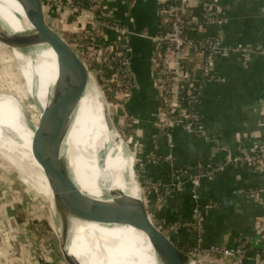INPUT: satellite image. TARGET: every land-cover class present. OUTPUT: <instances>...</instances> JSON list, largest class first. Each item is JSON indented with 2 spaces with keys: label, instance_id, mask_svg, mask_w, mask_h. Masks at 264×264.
Returning <instances> with one entry per match:
<instances>
[{
  "label": "crops",
  "instance_id": "crops-1",
  "mask_svg": "<svg viewBox=\"0 0 264 264\" xmlns=\"http://www.w3.org/2000/svg\"><path fill=\"white\" fill-rule=\"evenodd\" d=\"M114 1L117 19L128 31L134 77L132 95L120 107L119 123L126 128L125 120L131 119L125 132L138 157L137 166L143 167L140 170L144 177L163 180L173 170L191 168L200 162L220 165L225 150L243 156L264 149V54L253 53L244 65L235 53H230L215 61L217 78L204 85L196 106L204 134L196 136L175 126L170 138L158 139L155 151L157 156H171L172 160L150 159L146 150L157 119L158 94L157 77L151 67L154 45L149 37L160 26L158 0H135L131 4L126 0ZM217 2L227 20L219 29L225 45L234 48L242 44L264 50V0ZM44 14L49 25L64 37L78 28L77 22H68L69 15L63 9L52 8L51 22L45 8ZM107 33L110 40L115 39L113 31ZM190 58L195 63V56ZM256 182L264 183V171L227 167L213 180L203 179L198 188L184 181L179 193L160 192L164 195L161 201L156 191H146L145 202L151 218L164 224L181 218L191 220L195 206L213 203L214 207L203 215L204 246L234 248L243 241L248 254L242 264H264L259 255L264 248V190L251 194L250 185ZM14 206L18 208L15 200L0 193V264H63L59 248L56 251L47 237L48 241L41 240L26 220L19 222ZM171 239L184 248L194 243L195 235L182 232ZM204 260L207 264H231L228 259L214 255H207Z\"/></svg>",
  "mask_w": 264,
  "mask_h": 264
},
{
  "label": "built area",
  "instance_id": "built-area-1",
  "mask_svg": "<svg viewBox=\"0 0 264 264\" xmlns=\"http://www.w3.org/2000/svg\"><path fill=\"white\" fill-rule=\"evenodd\" d=\"M126 1L129 4L135 0ZM46 2L52 8L63 9L69 16H75L74 21L78 23V28L71 35L68 43L87 67L94 70L96 80L104 93L119 100L121 106L126 103L132 95L134 84L129 57L132 49L128 31L117 19L116 2L89 0L91 5L99 8L97 13L86 8L82 0H44V7ZM111 2H113L112 5H110ZM106 13L112 16L113 23L104 19ZM157 16L160 21L159 30L149 37L154 45L151 67L153 74L157 77L158 109L154 126L159 129L160 136L156 142L160 137L170 138L175 126H181L189 133L199 136L204 132L196 106L204 85L217 78L215 61L235 53L241 62L247 65L253 53L264 54V50L242 44L234 48L225 45L219 29L227 20L221 13L217 0H158ZM211 27L216 28L218 34L198 39L191 33L201 32ZM109 31H113L114 40L108 37ZM191 55L195 56V63L191 62ZM119 121H117V128L124 134L125 129L131 125V119L125 120L126 128L121 126ZM155 151L149 156L150 159H155L157 162L172 160L171 156H157ZM227 167H244L255 172H262L264 171V149L243 156H237L230 150H225L224 161L220 165L200 162L191 168L173 170L163 180L143 177L141 184L144 185L145 191H156L161 201L164 195L160 192L167 193L174 190L179 193L182 191L184 181L198 188L203 179L213 180ZM260 190L264 188L251 189L250 193ZM194 197L197 198L196 195ZM213 207V203L195 206L191 211L193 217L191 220L181 218L173 223L164 224L153 219V223L169 238L182 232L194 234V243L182 248L192 256L214 255L228 259L231 264H242L248 254V248L243 241H239L234 248L221 245L204 246L203 215L205 211ZM259 255L264 258V248L259 250Z\"/></svg>",
  "mask_w": 264,
  "mask_h": 264
},
{
  "label": "bare ground",
  "instance_id": "bare-ground-1",
  "mask_svg": "<svg viewBox=\"0 0 264 264\" xmlns=\"http://www.w3.org/2000/svg\"><path fill=\"white\" fill-rule=\"evenodd\" d=\"M29 30L31 25L19 3L16 0H0V31L13 35L25 34ZM32 50L36 59L43 62L44 70L40 71V76L23 53L15 51L13 54L29 91L41 109V122L40 125L30 122L0 95V154L8 157L20 173L31 179L35 190L41 189L52 199L51 190L37 163L35 143L40 137L47 149L62 156L69 154L67 149L70 144L67 142L66 148L61 143L55 128L49 89L57 77L55 54L50 48L42 46ZM99 103V92L91 80L79 110L83 114L75 119L68 138L77 135L76 156L67 158L70 164L64 174L72 185V197L64 204L65 217L71 228V253L82 264H159L142 233L130 227L110 224L104 217L105 207L110 204L129 210V195L137 197L138 189L135 187L130 191L125 187L122 175L126 170L134 185L131 162L122 160L121 150L117 155H111L107 144L110 135L102 116L94 119L88 115L89 109L94 107L97 111L99 107L100 112ZM77 168L82 172L84 186L76 179ZM171 246L168 245L169 249L182 260L181 251Z\"/></svg>",
  "mask_w": 264,
  "mask_h": 264
},
{
  "label": "water",
  "instance_id": "water-1",
  "mask_svg": "<svg viewBox=\"0 0 264 264\" xmlns=\"http://www.w3.org/2000/svg\"><path fill=\"white\" fill-rule=\"evenodd\" d=\"M16 1L21 6L26 19L31 25V30L25 34L13 35H6L0 31V46L12 53L14 51L23 53L26 58L30 59L31 67L39 73V76L42 74L40 71L44 70L42 67L43 62L36 59L32 48L42 46L43 48H50L54 52L57 77L55 83L49 89L52 94L56 133L61 143L68 148L66 145L69 142L70 147L68 150L73 155L74 150H76L75 147H77V135H72L70 139L68 138L73 129L75 119L79 114H83V111H79L81 102L92 80L99 92L101 110L99 112V107L98 111L94 107L93 109H89L88 115H92L94 119L99 118L100 115L102 116L107 132L110 135L107 144L111 155H117V152L121 150L122 160L131 162L134 185L130 181L128 170L123 173L122 177L128 190L132 191L135 187L138 189V196L129 195V210H125L115 204L107 205L104 210V217H106L110 224L130 227L142 233L147 238L155 259L159 264H201L189 256L171 238L164 235L153 223L145 202V193L140 186L135 155L128 143L119 134L115 122L111 118L104 94L89 68L65 37L59 34L47 22L44 14V0ZM35 146L38 151L37 163L51 190L52 199L48 193L41 189L40 191L36 190V192L45 203L50 216L53 230L58 240L62 262L63 264H82L71 253V228L64 212V204L72 197L71 181L64 176L70 164L66 158L68 155L62 156L57 151L47 149L41 142L40 137L36 141ZM168 245L179 249L184 258L182 260L179 259L169 249Z\"/></svg>",
  "mask_w": 264,
  "mask_h": 264
},
{
  "label": "rangeland",
  "instance_id": "rangeland-1",
  "mask_svg": "<svg viewBox=\"0 0 264 264\" xmlns=\"http://www.w3.org/2000/svg\"><path fill=\"white\" fill-rule=\"evenodd\" d=\"M44 8L47 14L46 15L47 19H49L50 21L49 16H50V12H52V7L48 6L46 2ZM62 24H63L62 26L64 27L65 22ZM55 26L58 27V24ZM65 36L67 35L65 34ZM17 63L18 61L15 58L14 54L8 49L0 46V95L4 96L10 103L16 106L17 109H19V111H21V113L25 115L30 122L40 125L41 122L40 116L42 114L41 109L38 107L31 92L29 91L26 81L21 73L20 65L19 63L18 64ZM22 64H23V60H22ZM89 70L96 80L94 70L92 68L91 69L89 68ZM98 85L104 94V97L109 106V112L111 118L113 119V121L115 122V126L117 127V121L122 117V115L119 112L121 110L120 107H122L121 103L116 98L109 97L107 93H104L99 83ZM118 132L128 143L129 147L130 148L132 147L133 150V146L129 141V136L127 135V133L122 134L120 133L119 130ZM68 153L69 154H67L68 156H66V158H72L76 156L75 152L73 153V155L70 152ZM5 157L2 154H0L1 196L3 197L4 195H6L8 198L15 200L17 202L18 208L16 206H14L13 208L14 210L16 209V211L18 210L17 216L23 217L28 223V225H30L31 231H34L38 235V237L40 236L41 240L48 241L47 238H49L50 243L52 242L53 245L54 239L52 238V236H49L47 233L41 232L40 230L41 228L38 225L39 222L47 221L50 224L51 231L53 230L51 219L48 214L45 203L43 202L42 198L38 195L35 188L33 187L31 183V179L25 174L20 173L17 170V167L13 165L12 162H10L8 157L7 158ZM140 168L143 170L142 165L137 167V174L141 184V182L144 180L143 178L144 173L141 172ZM75 175H76V179L84 186L82 172L80 171L79 168H77ZM8 186L12 188H9ZM140 186L142 191L144 192L145 191L144 185L141 184ZM52 233H54V230L52 231ZM187 254L192 258H194L199 263L207 264L205 263L206 261L204 260L205 256L198 257V256H192L189 253Z\"/></svg>",
  "mask_w": 264,
  "mask_h": 264
},
{
  "label": "trees",
  "instance_id": "trees-1",
  "mask_svg": "<svg viewBox=\"0 0 264 264\" xmlns=\"http://www.w3.org/2000/svg\"><path fill=\"white\" fill-rule=\"evenodd\" d=\"M82 2H83V5L86 7V8H88V9H92V10H94L96 13H97V11L99 10V8L97 7V6H95V5H91L90 4V2H89V0H82ZM129 4H131V3H129ZM104 19L106 20V21H108V22H110V23H113L114 21H113V18H112V16H108L107 15V13H106V15L104 16ZM75 20V16H73V15H70L69 16V18H68V22H72V21H74ZM192 33V35L194 36V37H196V38H198V39H204V38H207V37H209V36H213V35H216V34H218V30L216 29V28H213V27H211V28H207L206 30H204V31H193V32H191ZM70 37H71V35H67V36H65V39L67 40V41H69L70 40ZM118 125V124H117ZM128 129V128H127ZM126 129V130H127ZM160 134V131H159V129L156 127V126H154V129H153V131H152V135H151V138H150V140L148 141V143H147V155L148 156H151L152 155V153L155 151V147H156V144H157V142H156V139L160 136L159 135ZM138 167V166H137ZM168 177V176H167ZM166 177V178H167ZM165 179V178H164ZM255 184H257V182L256 183H252V185H250V186H252V188L253 189H259V188H264V183L263 184H257V185H255ZM9 187V186H8ZM9 188H12V187H9ZM14 188V187H13ZM15 189V188H14ZM18 221L19 222H22V221H25V219L23 218V217H19V219H18ZM39 227L41 228L40 230H41V232H43V233H47L49 236H52V238L54 239V244H55V249H56V251H58V248H59V246H58V240H57V237H56V235H54V233H52V231H51V227H50V224L47 222V221H43V222H39ZM52 243V242H51ZM179 245V244H178ZM180 247H181V245H179Z\"/></svg>",
  "mask_w": 264,
  "mask_h": 264
}]
</instances>
